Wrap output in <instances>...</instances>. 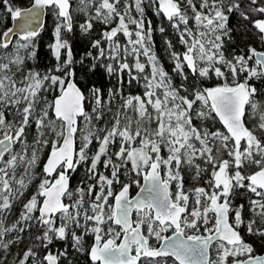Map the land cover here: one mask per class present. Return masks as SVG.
<instances>
[{"label":"snow or ice","instance_id":"snow-or-ice-1","mask_svg":"<svg viewBox=\"0 0 264 264\" xmlns=\"http://www.w3.org/2000/svg\"><path fill=\"white\" fill-rule=\"evenodd\" d=\"M9 17L0 264H264V0H0Z\"/></svg>","mask_w":264,"mask_h":264},{"label":"trees","instance_id":"trees-1","mask_svg":"<svg viewBox=\"0 0 264 264\" xmlns=\"http://www.w3.org/2000/svg\"><path fill=\"white\" fill-rule=\"evenodd\" d=\"M15 3L17 4V6H27L29 3V0H15ZM148 15L151 17L152 16V12L151 10H148ZM11 19L10 17L7 19V21L0 23V27L3 26H10L11 25ZM54 27V23L51 17L48 18L47 20V25H46V30L45 32H43L41 34V40H40V44H41V49L42 52H46V45L47 43L50 42L51 40V30ZM157 40H158V44L160 45V48L158 49V53L162 56V58L164 57V53L162 51V42L159 41V34H157ZM79 50V49H77ZM165 63H167V61L165 60ZM21 247V246H20ZM24 247V245H23ZM19 250V248H18ZM13 253H15L14 249H13ZM9 259H11V257H9Z\"/></svg>","mask_w":264,"mask_h":264},{"label":"rangeland","instance_id":"rangeland-1","mask_svg":"<svg viewBox=\"0 0 264 264\" xmlns=\"http://www.w3.org/2000/svg\"><path fill=\"white\" fill-rule=\"evenodd\" d=\"M27 242V241H26ZM21 247H23V244L20 245ZM20 246H18L17 248L14 249V251H19L18 248H20Z\"/></svg>","mask_w":264,"mask_h":264},{"label":"water","instance_id":"water-1","mask_svg":"<svg viewBox=\"0 0 264 264\" xmlns=\"http://www.w3.org/2000/svg\"><path fill=\"white\" fill-rule=\"evenodd\" d=\"M10 26H13V22H11V25Z\"/></svg>","mask_w":264,"mask_h":264}]
</instances>
